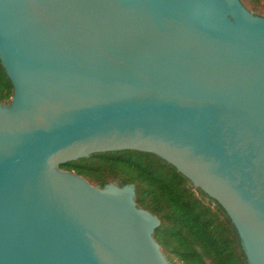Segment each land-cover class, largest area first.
Returning <instances> with one entry per match:
<instances>
[{
    "label": "water",
    "instance_id": "1",
    "mask_svg": "<svg viewBox=\"0 0 264 264\" xmlns=\"http://www.w3.org/2000/svg\"><path fill=\"white\" fill-rule=\"evenodd\" d=\"M0 264H171L134 183L61 164H173L264 264V15L242 0H0Z\"/></svg>",
    "mask_w": 264,
    "mask_h": 264
},
{
    "label": "trees",
    "instance_id": "2",
    "mask_svg": "<svg viewBox=\"0 0 264 264\" xmlns=\"http://www.w3.org/2000/svg\"><path fill=\"white\" fill-rule=\"evenodd\" d=\"M264 15V0H242ZM13 83L0 58V102L9 103ZM61 167L92 184L134 183L136 199L161 220L155 237L171 264H249L242 239L226 209L173 164L153 152H93Z\"/></svg>",
    "mask_w": 264,
    "mask_h": 264
}]
</instances>
